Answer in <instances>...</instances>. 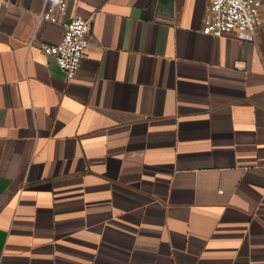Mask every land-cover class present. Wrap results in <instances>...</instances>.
Masks as SVG:
<instances>
[{
  "label": "crops",
  "instance_id": "0c3cea01",
  "mask_svg": "<svg viewBox=\"0 0 264 264\" xmlns=\"http://www.w3.org/2000/svg\"><path fill=\"white\" fill-rule=\"evenodd\" d=\"M51 1L0 0V264H264V5L244 41L207 0H66L70 79Z\"/></svg>",
  "mask_w": 264,
  "mask_h": 264
},
{
  "label": "built area",
  "instance_id": "2783aa9c",
  "mask_svg": "<svg viewBox=\"0 0 264 264\" xmlns=\"http://www.w3.org/2000/svg\"><path fill=\"white\" fill-rule=\"evenodd\" d=\"M263 5L264 0H207L203 32L215 38L231 34L240 40L254 41ZM39 18L65 27L60 41L45 42L41 50L56 58L68 78L75 77L91 42L95 14L68 16L67 1L53 0L46 3Z\"/></svg>",
  "mask_w": 264,
  "mask_h": 264
}]
</instances>
